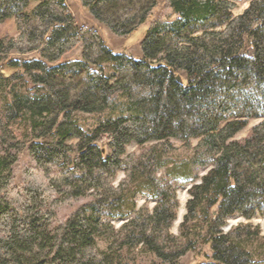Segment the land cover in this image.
<instances>
[{
    "label": "trees",
    "instance_id": "16d2710c",
    "mask_svg": "<svg viewBox=\"0 0 264 264\" xmlns=\"http://www.w3.org/2000/svg\"><path fill=\"white\" fill-rule=\"evenodd\" d=\"M238 1L167 0L172 14L146 29L144 58L137 60L113 53L97 32L79 29L65 0H0V25L16 18L20 31L16 39H0V60L8 61L13 51L37 55L9 64L24 75L0 78V88L20 82L30 87L13 91L11 102L0 94V264H126L110 252L113 244L119 250L144 246L162 264H179L196 244L171 234L176 191L166 178H155L166 164L156 162L153 152L123 158L132 143L192 138H203V166L212 169L190 190L181 229L196 220L208 225L213 254L206 264H264L259 227L222 230L231 216H264V121L235 140L249 120L264 119V0H249L235 17ZM32 2L40 4L25 14ZM82 2L121 36L143 26L156 5ZM77 49L82 59L65 62ZM105 63L113 64L115 83ZM23 131L35 139L30 153L36 165L18 186L15 151ZM124 169L140 194L159 200L153 213L137 212L126 183L114 187L116 172ZM90 192L94 200L52 230L56 197L72 202ZM131 216L116 234L109 221Z\"/></svg>",
    "mask_w": 264,
    "mask_h": 264
},
{
    "label": "rangeland",
    "instance_id": "374dc122",
    "mask_svg": "<svg viewBox=\"0 0 264 264\" xmlns=\"http://www.w3.org/2000/svg\"><path fill=\"white\" fill-rule=\"evenodd\" d=\"M66 6L75 19V23L79 29H89L93 32H97L102 38L105 45L115 54L125 55L130 58L142 60L144 58L141 52V43L145 36L146 29L155 21H165L170 18L172 11L167 4V0H156V5L150 12L147 22L141 26L135 33L131 35H117L111 28L105 24L99 22L95 17L92 16L89 8L83 5L82 0H65ZM140 1V0H139ZM40 3L32 2L29 8L25 11V14L32 15L34 10ZM249 0H240L236 2V7L233 10L235 17L242 15L249 7ZM20 36L18 28V21L13 18L4 24L0 25V39H16ZM83 52L81 49H77L65 58V62H74L82 59ZM37 59L35 53L20 54L13 51L8 59L0 60V78L8 80L15 75H24V69L22 67H11V62H17L23 64L27 61ZM158 64V62H154ZM113 64L105 63L104 68L106 75L111 78V82L115 83L114 79V68ZM184 78L187 77L183 74ZM5 86V85H4ZM0 88L1 92L5 93L6 101L11 102L13 99V91L25 93L26 90L30 89L29 85L20 82L16 85L10 84L8 87ZM5 88V89H4ZM122 102H126L124 98H121ZM3 105L0 104V110ZM82 119H90L91 117L85 115H77ZM263 118H253L248 121V125L239 134L235 136V140H242L249 136L251 130L262 123ZM224 126V125H223ZM22 139L19 143L15 154L18 156V163L15 167V182L18 186H22L25 182V172L36 165L35 158L30 153L31 144L35 141L31 132L22 133ZM203 138H192L189 141H182L179 139H171L168 144L161 142H150L144 145L132 143L127 147V154L123 158L126 160L127 156H135L136 158H142L149 156L153 152L152 157L156 162H162L166 164L165 167L156 172L155 178L165 179L168 184L172 185L173 191H176L177 200L179 202V208L177 209V218L171 228V234L176 237L183 238L182 242L186 245L187 241H192L196 245L192 251L185 254L180 260L179 264H206L212 258V248L208 243V231L209 227L204 222L191 221L187 227L181 229V225L185 221V217L188 213L187 204L191 200L190 190L202 182L212 166H203L206 161V149L201 146ZM70 144L76 145L78 140H72ZM102 146L106 147L108 154L112 151L106 143ZM172 174L169 176L168 172ZM184 175V177H181ZM185 175H187L185 177ZM153 176V175H152ZM114 187L118 188L122 184L126 183V194L130 192L128 200L134 201L137 205V212L147 211L153 213L157 207L159 200L153 199L151 195L145 191L141 192V187L131 183L130 175L127 170H119L114 176ZM124 185V187H125ZM139 193V194H138ZM129 195V194H128ZM56 218L51 226L52 230L59 227L66 220L77 214L82 207L88 205L94 200L93 192L88 193L85 197H82L76 201L65 202L62 197H56ZM129 201V202H130ZM134 216L127 219H118L109 221L116 234L127 224ZM242 224H252L255 228L261 229V236L264 237V216H256L251 220H246L241 215L231 216L226 220V225L222 228L225 233H228L235 227ZM112 233V231H107ZM184 232V233H183ZM184 235V237H182ZM187 237V238H185ZM113 238V237H111ZM263 244L264 241H259ZM112 250L110 251L116 258L117 254L121 255L125 260L126 264H162L153 254H151L146 247L138 246L136 248H125L119 250L117 244L111 245ZM259 253L261 251H258Z\"/></svg>",
    "mask_w": 264,
    "mask_h": 264
},
{
    "label": "water",
    "instance_id": "95a60500",
    "mask_svg": "<svg viewBox=\"0 0 264 264\" xmlns=\"http://www.w3.org/2000/svg\"><path fill=\"white\" fill-rule=\"evenodd\" d=\"M178 79L180 80L181 78L179 77Z\"/></svg>",
    "mask_w": 264,
    "mask_h": 264
}]
</instances>
